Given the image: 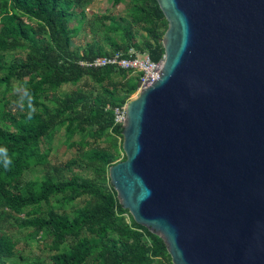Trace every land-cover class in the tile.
Here are the masks:
<instances>
[{
  "label": "water",
  "instance_id": "water-1",
  "mask_svg": "<svg viewBox=\"0 0 264 264\" xmlns=\"http://www.w3.org/2000/svg\"><path fill=\"white\" fill-rule=\"evenodd\" d=\"M160 78L126 104L120 204L172 264H264V0H157Z\"/></svg>",
  "mask_w": 264,
  "mask_h": 264
},
{
  "label": "trees",
  "instance_id": "trees-1",
  "mask_svg": "<svg viewBox=\"0 0 264 264\" xmlns=\"http://www.w3.org/2000/svg\"><path fill=\"white\" fill-rule=\"evenodd\" d=\"M108 1L114 6L129 2V17L96 16L92 33L103 35L109 50L94 42L80 53L72 44L84 20L71 28L79 0H0V222L14 220L32 229V238L52 239L47 245L56 252L52 264H172L164 241L123 209L109 176L113 165L126 160L115 110L138 92L140 76L113 65H81L120 53L130 57L132 51L159 63L169 26L157 0ZM140 32L145 40L135 42ZM16 53L25 54V60L9 64L8 56ZM84 79L88 91L56 96L64 86L80 87ZM15 82L21 92L14 112L8 94ZM62 131L69 149L87 148L80 159L92 175L65 179L56 171L42 181H27L30 171L46 163ZM91 140L107 146H93ZM74 166L68 163V169ZM78 201L83 206L71 208L72 217L57 213ZM17 246L12 237H0V264H9Z\"/></svg>",
  "mask_w": 264,
  "mask_h": 264
},
{
  "label": "rangeland",
  "instance_id": "rangeland-1",
  "mask_svg": "<svg viewBox=\"0 0 264 264\" xmlns=\"http://www.w3.org/2000/svg\"><path fill=\"white\" fill-rule=\"evenodd\" d=\"M80 5L75 9L76 18L71 23V28H77L80 25V22L84 20V25L80 31L73 39L72 50L74 52L82 53L88 44L94 42H100L105 45V48L109 50V46L103 41V35H94L92 33L93 28H97L95 26V18L100 16H112L116 17L118 20L129 17V12L131 5L129 2H126L120 6H114L112 2L108 0H79ZM81 13H84V18ZM125 22L122 26H124ZM145 40V33L140 32L139 38L135 39V42ZM121 41L118 42L121 45ZM25 60V54L16 53L8 56L9 64L14 61L22 62ZM139 75V74H138ZM14 92L12 94H8V98L12 99L13 102V110L14 112L17 110L15 105V101L17 100L18 94L21 92V86L19 83H14ZM85 89L89 90V86L87 85V80L84 79L80 87L74 86H64L58 93L57 97L61 98L65 94L77 90V89ZM138 96V92L131 97L130 100L136 98ZM3 98V92L0 93V99ZM91 144L93 146H100L101 148H106V144L101 141H93L91 140ZM51 152L46 160V163L39 166L33 171H30L27 176V181H42L44 177L49 173H56V171L62 172V176L65 179H70L73 176H81L84 178L90 177L89 170L82 163L81 157L84 156V151L87 148H76L69 149L65 144L64 132H59L55 135L51 145ZM86 161V159H85ZM123 161V157L119 160V162ZM74 162L75 166L72 170L68 169V163ZM76 204V205H75ZM78 206H83L82 201H78L74 203V205L66 206L65 208H57V213L62 214L65 213L69 216H73V212L71 208H75ZM32 229H22L20 226L14 223V220H5L0 222V237L3 235H7L12 237L18 242L16 255L10 260L9 264H52V257L56 254L55 251H51L47 248L52 242V239L46 238L44 241H40L36 238H32Z\"/></svg>",
  "mask_w": 264,
  "mask_h": 264
},
{
  "label": "built area",
  "instance_id": "built-area-1",
  "mask_svg": "<svg viewBox=\"0 0 264 264\" xmlns=\"http://www.w3.org/2000/svg\"><path fill=\"white\" fill-rule=\"evenodd\" d=\"M130 57H124L122 53L112 57L97 58L91 63H82L84 67L102 68L109 65L116 66L119 69L133 71L140 76L142 88L152 86L160 78V72L163 67L164 59L159 63L152 61L148 54L130 52ZM116 125L124 126L127 119L126 107L115 110Z\"/></svg>",
  "mask_w": 264,
  "mask_h": 264
},
{
  "label": "clouds",
  "instance_id": "clouds-1",
  "mask_svg": "<svg viewBox=\"0 0 264 264\" xmlns=\"http://www.w3.org/2000/svg\"><path fill=\"white\" fill-rule=\"evenodd\" d=\"M139 92V91H138ZM0 151H2V150H0ZM6 163H8V161H5Z\"/></svg>",
  "mask_w": 264,
  "mask_h": 264
}]
</instances>
